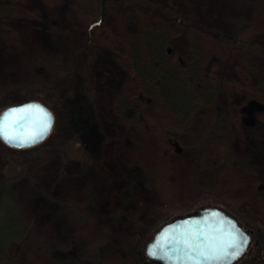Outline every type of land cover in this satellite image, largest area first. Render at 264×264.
<instances>
[{
  "label": "rangeland",
  "instance_id": "374dc122",
  "mask_svg": "<svg viewBox=\"0 0 264 264\" xmlns=\"http://www.w3.org/2000/svg\"><path fill=\"white\" fill-rule=\"evenodd\" d=\"M167 3L185 11L183 18H177ZM0 5H12L10 13L0 15V98L6 101L17 95L19 100L24 91L55 86L67 78L81 52L78 90L90 102L96 121L87 136L81 137L88 154L83 162L65 171L61 144L52 143L51 148L35 151L40 160L12 184L23 221L46 249L23 240L15 264H85L95 259L96 245L104 239H108L109 250L101 264H134L130 258L134 247L161 222L149 211L157 206L158 194L120 168L138 163L147 169L160 145L152 135L160 120L154 124L156 119L149 118L150 112L155 117L159 97L149 92L133 63L134 42L151 43L156 49L150 35L139 33L142 28L166 31L174 51L160 57L159 63L176 73L182 68L178 57L186 56L193 44L200 45L206 90L217 96L232 137L234 153L229 165L247 174L248 185L264 184V47L261 52L252 48L255 43L248 52L237 49L229 22L223 19L238 15L248 23L262 15L255 0H0ZM30 53L46 62L45 78L30 71ZM251 100L261 107L253 112L248 125L242 109ZM206 112L208 108L200 104L193 117L189 116L194 121L172 117L165 128L172 130L182 147L189 146L194 141L192 123ZM169 153L174 184L190 186L191 155L188 151ZM213 182L197 187L192 194L181 193L176 212L216 203L237 213L255 232L258 243L239 264H249V257L259 264L264 260L260 252L264 227L258 226L257 219L264 213V190L254 206L228 204L214 190ZM118 216L127 221L117 220ZM67 250L73 255L51 256Z\"/></svg>",
  "mask_w": 264,
  "mask_h": 264
},
{
  "label": "trees",
  "instance_id": "16d2710c",
  "mask_svg": "<svg viewBox=\"0 0 264 264\" xmlns=\"http://www.w3.org/2000/svg\"><path fill=\"white\" fill-rule=\"evenodd\" d=\"M171 1L173 2V0ZM255 2L257 6L263 9V12L262 15L253 17L249 21L251 23H246L238 15L223 16L225 23L229 22L235 47L243 52H248L254 43L252 48L258 52L263 51L264 47V38H262L264 36V0H255ZM167 5L177 13V18H183L185 11H179L173 3H167ZM11 10L12 5L4 7L0 5V15L5 12L10 13ZM218 11L216 8L217 13ZM139 33L150 35L154 39L153 41L157 43L155 49L151 43L140 45L138 41L134 42L132 44V56L133 63L145 80L149 92L159 97L155 117L154 113L150 112L149 118L156 119L154 124H158L160 120V124L152 133L156 144L160 145L155 150L156 152L151 159L152 163L147 169L138 163L129 166L120 165V168L126 176H135L136 180L143 181L158 194L157 206L150 208L149 211L161 222L154 224L146 235L147 237L134 247L135 249L130 255L134 264H155L144 258L143 245L151 237V233L161 226V223L183 213H178L175 210L181 206L179 203L181 193L192 194L197 187L207 183L212 185V181H214V190H218L217 192L221 194L223 201L228 204L244 202L246 203L245 206L248 204L254 206L258 201L259 192L264 190V184L257 181L255 186L248 185L247 174L243 173V170L237 168L236 165H229L234 153L231 147L232 137L224 110L217 103V96L206 90L209 87L206 81V69L202 63L203 53L200 45L193 44L186 56L178 57L182 68H180L179 73H176L167 70L166 67H161L159 63L160 57L171 56L174 51V47L168 43L169 37L166 31H151L150 28L146 27L145 29L142 28ZM28 57L30 58L28 60L30 71L34 73V76L45 78L47 76L46 62L32 53ZM81 64L82 58L81 52H79L69 68L67 78L62 82H58L55 86H45L44 89L38 91H24L21 93L24 95L23 98L19 100L17 95L11 96L6 101L0 98V111L6 106L33 99L45 104L54 114V126L50 135L37 145L18 149L7 146L0 140V264L16 263L18 258L17 247L23 243V240L35 243L36 246L46 252V249L32 236L30 225L23 221L24 212L21 210L17 191L12 186L15 181L20 180L29 171L30 165L40 160V157L35 156V151L51 148L52 143H60V153L65 171L73 169L76 162H83V159L88 157L86 147L80 141L82 135H86L95 127L96 121L90 102L78 90V75ZM200 104H204L208 108V112L201 114L204 117L200 115L199 120L192 123L194 124L192 132L194 141L189 146L182 147L172 130L165 127L172 117L184 122L194 121L189 116H192L194 109ZM260 107L261 105L254 100L249 101L243 107L242 111L245 114L243 120L246 124H252L253 112ZM140 119L143 120L142 124L148 122L144 117ZM161 122H164L162 126ZM185 151L191 155L194 168L192 169L190 186L180 188L174 184L170 176L171 167L168 152H172L169 154H179ZM215 191L214 193L217 194ZM234 191L240 195H234ZM237 196L239 201L236 199ZM199 206L201 205L196 207ZM192 209H187L184 212L192 211ZM259 215L258 226L264 227V213L261 212ZM238 218L243 221L239 215ZM117 220L127 221L123 216H118ZM243 222L245 223V221ZM107 241L108 239H104L96 245L95 259L93 261L88 260L85 264H101L105 252L109 250ZM66 255L72 256L73 251L67 250L66 253H56L51 256L56 259ZM248 261L249 264H254L255 259L249 257ZM259 264H264V260Z\"/></svg>",
  "mask_w": 264,
  "mask_h": 264
},
{
  "label": "water",
  "instance_id": "95a60500",
  "mask_svg": "<svg viewBox=\"0 0 264 264\" xmlns=\"http://www.w3.org/2000/svg\"><path fill=\"white\" fill-rule=\"evenodd\" d=\"M54 114L39 100H27L0 111V140L29 148L54 126ZM252 231L236 214L216 203H204L173 216L144 243V258L155 264H238L252 246Z\"/></svg>",
  "mask_w": 264,
  "mask_h": 264
},
{
  "label": "flooded vegetation",
  "instance_id": "af4514ba",
  "mask_svg": "<svg viewBox=\"0 0 264 264\" xmlns=\"http://www.w3.org/2000/svg\"><path fill=\"white\" fill-rule=\"evenodd\" d=\"M243 224H244L245 228H248L253 232V239H252L253 244L251 246V249L252 248H255V249L258 248V246H257L258 243L256 242V239H255V232L250 227H248L247 224H245L244 222H243ZM261 249H262V246H261ZM261 252H263V255H264V249H262Z\"/></svg>",
  "mask_w": 264,
  "mask_h": 264
}]
</instances>
